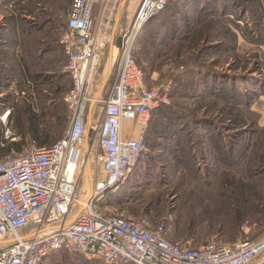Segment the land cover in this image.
<instances>
[{"label":"rangeland","instance_id":"obj_1","mask_svg":"<svg viewBox=\"0 0 264 264\" xmlns=\"http://www.w3.org/2000/svg\"><path fill=\"white\" fill-rule=\"evenodd\" d=\"M70 1H16L14 9L25 7L26 11L30 6L28 11L31 12L27 17V22L30 23L34 22L31 19L42 16L32 6L40 3L43 14H48L53 19L52 28L46 29L47 40L54 38L56 43L49 45L54 48L51 53L37 55L32 50L27 58L25 55V61L30 65L27 72L29 77L17 81L20 85L14 83L21 92L20 97L18 95L12 98L10 117L16 115L15 107L19 105L18 101L27 89L29 93H37L39 96L60 95L62 100L65 91L70 87L69 78L64 71L66 57L59 44L61 27L65 22ZM204 3V0H168L166 8L143 26L135 44L134 58L141 67L145 84L149 88H157L160 94L164 93L165 88H169L167 103L156 107L151 123L167 125L168 128L175 129V132L170 136L171 144L165 143L166 134L170 131L164 128H161L159 144L145 138V150L133 174L124 186L107 194L100 207L111 215L145 219L152 228L162 224L167 241L172 244L187 243L191 248L199 247L213 238L226 244L255 241L264 233V0H231L226 11L221 9L223 0H219L215 8L229 13L220 20L213 18L212 22L209 20L212 16H208L209 9ZM9 10L12 11V6ZM5 11L7 10H0V15H5ZM113 17L111 15V19ZM226 28L236 35L231 46L226 50L222 46L223 50L216 49L215 46L208 48L222 41L219 33H223ZM198 31H202L201 37ZM31 36L40 35L32 32ZM186 37L188 40L184 41ZM118 40H121L120 34H116L115 42ZM36 41L34 40V44ZM138 46L148 53V57H136L135 50ZM204 47L208 49L204 50ZM107 51L108 46L94 79V92L96 89L99 91L103 81L105 84L102 92L112 82L116 60L112 55L108 72ZM25 80L31 87L21 88ZM206 80L207 84L204 83ZM210 83L213 84L212 88ZM216 93H226L229 97L225 98ZM94 114L91 120L95 119ZM13 124L20 140L16 124ZM67 126L68 123L61 136ZM216 133L222 138L223 148L229 146L232 139L239 143L240 159L239 168L234 169H228L226 165L218 162L216 176L227 179L229 173L231 178H235L242 185L241 190H247L248 193L241 216L245 221L239 223V232L236 230L239 234L234 240L228 238L235 232L222 225L225 221L231 225L235 222V217L216 209L214 212L209 210L205 214L190 216L187 210L191 204L188 201L194 204L199 200L206 202L208 199L216 202L217 193L209 190L206 192L207 189L201 184L203 176H198L194 170L187 149L190 147L194 150L193 153L199 159L200 148L204 149L200 145ZM92 135L88 130L85 135L88 143ZM26 141H23L21 148L26 146ZM258 144H261V149L258 159H255L253 152ZM8 154L9 152L0 158V161ZM97 155V150L93 148L88 156L91 177L96 175L99 168ZM210 160L207 165L214 162L211 158ZM199 165L202 170L204 164ZM89 185L85 168L80 181V196H87ZM215 206L218 207V204ZM189 225H192L191 232H188ZM223 230L229 235H225ZM30 231L31 229H26L22 232L26 234ZM205 232L213 234L207 239L197 237ZM42 264L103 263L93 257L61 252L49 255Z\"/></svg>","mask_w":264,"mask_h":264},{"label":"built area","instance_id":"obj_2","mask_svg":"<svg viewBox=\"0 0 264 264\" xmlns=\"http://www.w3.org/2000/svg\"><path fill=\"white\" fill-rule=\"evenodd\" d=\"M109 1L119 0L69 3L59 37L70 81L62 98L68 112L63 136L47 147L25 140L24 148L10 150L0 161V264H39L57 250L103 264H264V233L255 241L226 244L212 239L193 249L167 241L162 224L152 228L145 219L115 216L100 208L105 194L118 190L131 176L145 150L151 113L167 103L169 91L165 88L160 94L149 88L133 55L143 26L168 0H141L121 35L111 85L103 92L93 91L110 39ZM1 111L0 146L19 141L9 109ZM88 130L93 133L90 143ZM86 147L88 156L97 150L99 168L82 201L78 191ZM26 229L31 231L25 234Z\"/></svg>","mask_w":264,"mask_h":264},{"label":"trees","instance_id":"obj_3","mask_svg":"<svg viewBox=\"0 0 264 264\" xmlns=\"http://www.w3.org/2000/svg\"><path fill=\"white\" fill-rule=\"evenodd\" d=\"M199 1L200 0H198V2ZM204 2H205L204 3L205 7L209 9L208 16H212L211 17L212 19H209L211 20L210 22L213 21V18L216 20H220V18L225 17V14L229 13V12L223 13L222 11L215 8L219 4V0H204ZM223 2L224 3L222 4L221 9L226 11V9H228V7L231 4V0H223ZM198 32L200 33V31ZM201 34H202V31L199 34V37H201ZM219 36H221L222 41L221 42L218 41L217 43H214V45L208 48H213V46H215L216 49L223 50L224 48L226 50L229 46H231V43H233L236 39V35L233 34L229 28H226L223 31V33H219ZM186 40H188V37H186L184 41ZM221 46L223 48H221ZM208 48L204 47V50ZM200 50L201 48L199 49V51ZM135 52H136V57H140V56L148 57V53L142 51L141 46H138ZM191 70L196 71V69H191ZM205 73L208 74L207 70H205ZM25 81L22 82L21 88L31 87V84L30 86H28L29 83L27 82V80ZM144 81H145V77H144ZM204 83L207 84L208 81L206 80L204 81ZM209 86L212 88L213 84L210 83ZM17 89L18 91H21V89L19 88ZM27 90L24 92V94L22 95L20 99L18 98L19 105L17 104L15 107L16 115L12 113V115H15L12 117L14 118L13 120H14V123L16 124V128H17L16 130L18 131V134H20V140L17 142H12V143H3L2 146H0V158H2L5 154H7L11 149H14L15 151L20 150L24 140H32L39 147H47L51 145L57 139H60L62 137L61 133L62 131H64L68 123V112L64 106L63 101L61 100L60 95L52 96V97H47L43 95L39 96V94L37 93L31 94ZM216 94H219V96H224L225 98L229 97L226 95V93H223V94L216 93ZM18 95L20 97V94ZM12 98L13 96L10 94L3 98V102H4L3 109L9 108V112L11 110L10 109L11 101H13ZM34 98L37 99L36 102ZM156 109L157 108H155L151 113V120L149 122L148 129L146 132V139L154 140L155 142H157L156 144H159V141L161 140L160 139L161 138L160 132H162L161 128H164L166 131L169 130L170 132L166 134V137H165L166 141L165 140L163 141H165L166 144L168 143L171 144L172 141H171L170 136L173 135V133L175 132V129L168 128L167 125H163V124L158 125L157 123H151L154 118L152 117L153 113L155 112ZM154 124L155 126H153ZM214 129L217 130V128H214ZM209 139H207L208 141L200 145V147L204 146V149L200 148L201 155L199 159L196 157V154L193 153L194 150L192 151L190 147L187 149L189 152V161L191 164L192 163L194 164V168H195L194 170H196L198 176L200 175L203 176L202 178L203 180L201 184L203 185L204 188L207 189L206 192H208L209 190V192L217 193L216 195L217 197L215 199L216 202H214V200L210 201V199L206 200V202L199 200L195 204L192 203V201H188L191 204L187 208V210L190 212V216H197L199 214H205L209 212V210L211 212H214L216 209L218 212L221 211L225 215L235 217V222L231 223V225L227 221H225L224 225H222L223 227L225 226L227 230L229 229L235 232L233 233L234 235L228 238V239L234 240L236 236L239 234L237 233L238 231L237 228L239 226V223H243L245 221L241 219V216H242V213L244 212L243 204H245L248 193H247V190L245 191L241 190L242 185H239L238 182L235 180V178H231L229 173H228L229 177H227V179H223V177L220 178V176L219 177L216 176V170L218 168V162L219 164L226 165L228 169L239 168V161H240L239 153H238L239 143L237 141H233L231 137L230 139L232 140L229 141L228 143L229 146L223 148V143L221 141L222 138H220L217 133L213 137H209ZM208 144H209V147H208ZM260 149H261V144H258L253 152V158L258 159ZM246 152H247V149L245 150V153ZM218 156H220L219 159H218ZM210 158L214 160V162H211L212 164L207 165V163L211 161ZM252 161L254 162V160ZM200 163L204 164L202 166L203 168L202 170H201V167H199ZM262 173H264V169L262 170ZM107 194H105V196ZM189 197H194V196H189ZM103 202L105 201L103 200ZM217 204H218V207L215 206ZM241 205L243 207H240ZM262 227L264 228V225H262ZM191 230H192V225H189L188 232H191ZM212 234L213 233L211 232H205V233H200L199 236L197 237L199 239H207L209 238L208 236H211ZM224 234L227 236L229 235L228 233H225V231H224ZM213 239L217 240V238H213ZM196 248H193V249H196ZM61 252H67V251L65 250L52 251L48 253V255H46V257H44L43 260L39 264H42L43 261L47 259L49 255L59 254ZM71 253H76V252H71ZM76 254H79V253H76Z\"/></svg>","mask_w":264,"mask_h":264},{"label":"crops","instance_id":"obj_4","mask_svg":"<svg viewBox=\"0 0 264 264\" xmlns=\"http://www.w3.org/2000/svg\"><path fill=\"white\" fill-rule=\"evenodd\" d=\"M16 1L21 0H0V10H7L5 11V15H0V108L2 111L9 109H3V98L9 94L13 96V94L18 92V89L14 83L20 85L21 83L17 81H22L23 79L29 77L27 72H29L30 65L27 60L25 61V55L27 58L32 50H34V53L37 55L51 53L54 48L50 47L49 45L51 43H56L54 38L47 40L48 37L46 34V29L48 27L52 28L51 26L53 19L50 17V15L43 14V10L40 9V3H34L32 6L33 8L35 6V11H40L38 14L42 16L36 18L35 20L31 19L34 22L30 23L27 22V17L31 12L28 11L30 6L26 9V11H24L25 7L14 9ZM140 2L141 0H119L110 1L108 3L106 9L107 11L110 10L111 14L114 16L110 28V39L107 45L108 51L110 50V61L112 55L115 56V60L118 59L120 40L115 42L116 34L122 35L125 29L129 27L135 14L134 11L135 9L137 10ZM11 6L12 11L10 12L9 9ZM63 26L64 24L61 27V31ZM32 32H35V34L40 36H31ZM32 38L37 40L36 44H34V40H32ZM8 117L13 120L12 116L10 117L9 114ZM92 179L93 176L88 179L90 184L88 191H90ZM86 197L80 196V191H78V199L81 200L85 199Z\"/></svg>","mask_w":264,"mask_h":264},{"label":"water","instance_id":"obj_5","mask_svg":"<svg viewBox=\"0 0 264 264\" xmlns=\"http://www.w3.org/2000/svg\"><path fill=\"white\" fill-rule=\"evenodd\" d=\"M110 47H111V45H110ZM110 51V50H109ZM108 51V72L110 71V52ZM104 84H105V81H103V84L101 85V88L99 89V91H98V93H100L101 92V89L103 88V86H104ZM84 153H85V158H84V162H86V164H88V149H87V147L84 149ZM88 169V168H87ZM89 170V169H88ZM80 209V208H79ZM78 209V210H79Z\"/></svg>","mask_w":264,"mask_h":264},{"label":"bare ground","instance_id":"obj_6","mask_svg":"<svg viewBox=\"0 0 264 264\" xmlns=\"http://www.w3.org/2000/svg\"><path fill=\"white\" fill-rule=\"evenodd\" d=\"M109 2H110V1H109ZM107 5H108V4H107ZM106 7H107V6H106ZM110 64H111V61H110ZM96 95H98V93H97ZM84 163H85V166H84V169H83V172H82V173H84V171H85V167H86L87 175H88V179H90V178H91V173H90V170L87 169L89 164H86V162H84ZM80 181H81V179H80ZM79 188H80V187H79ZM90 189H91V186H90ZM89 192H90V191H88L87 195H89ZM85 199H87V197H86ZM85 199H81V200L84 201ZM79 208L81 209V206H80Z\"/></svg>","mask_w":264,"mask_h":264}]
</instances>
